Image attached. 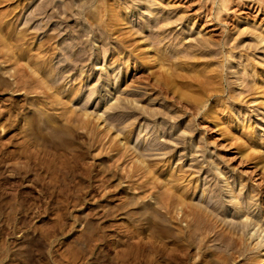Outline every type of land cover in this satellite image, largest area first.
Instances as JSON below:
<instances>
[{
  "label": "rangeland",
  "instance_id": "obj_1",
  "mask_svg": "<svg viewBox=\"0 0 264 264\" xmlns=\"http://www.w3.org/2000/svg\"><path fill=\"white\" fill-rule=\"evenodd\" d=\"M259 33L264 0H0V264H264Z\"/></svg>",
  "mask_w": 264,
  "mask_h": 264
},
{
  "label": "bare ground",
  "instance_id": "obj_2",
  "mask_svg": "<svg viewBox=\"0 0 264 264\" xmlns=\"http://www.w3.org/2000/svg\"><path fill=\"white\" fill-rule=\"evenodd\" d=\"M259 34H261V33H259ZM261 35H262V34H261ZM262 36H263V35H262ZM254 37H255V36H254ZM258 37H259V36H258ZM258 37H257V38H258ZM263 37H264V36H263ZM258 41H259V40H258ZM201 43H202V42H201ZM259 43H260V41H259ZM254 46H256V45H254ZM253 88H254V87H253ZM263 253H264V252H263Z\"/></svg>",
  "mask_w": 264,
  "mask_h": 264
}]
</instances>
